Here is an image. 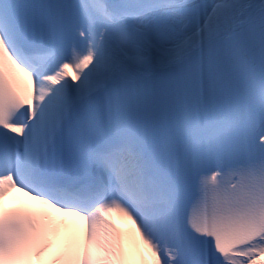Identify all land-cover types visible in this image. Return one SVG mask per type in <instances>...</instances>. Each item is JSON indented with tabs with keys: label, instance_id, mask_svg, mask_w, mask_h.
Returning a JSON list of instances; mask_svg holds the SVG:
<instances>
[{
	"label": "snow or ice",
	"instance_id": "1",
	"mask_svg": "<svg viewBox=\"0 0 264 264\" xmlns=\"http://www.w3.org/2000/svg\"><path fill=\"white\" fill-rule=\"evenodd\" d=\"M0 264H264V0H0Z\"/></svg>",
	"mask_w": 264,
	"mask_h": 264
}]
</instances>
